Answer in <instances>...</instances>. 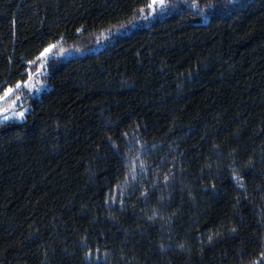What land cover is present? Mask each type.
Listing matches in <instances>:
<instances>
[{"label":"trees","instance_id":"obj_1","mask_svg":"<svg viewBox=\"0 0 264 264\" xmlns=\"http://www.w3.org/2000/svg\"><path fill=\"white\" fill-rule=\"evenodd\" d=\"M241 3L0 0V95L82 50L0 123V264H264V0Z\"/></svg>","mask_w":264,"mask_h":264},{"label":"rangeland","instance_id":"obj_2","mask_svg":"<svg viewBox=\"0 0 264 264\" xmlns=\"http://www.w3.org/2000/svg\"><path fill=\"white\" fill-rule=\"evenodd\" d=\"M176 2V1H180V0H165V3L168 5L169 2ZM150 4H153V8L155 9V11H153V8H147V11H145L142 15H144V17H147L149 19L155 18L158 15H160L165 9H161L159 7V3L158 0H156V3H153V0H150ZM170 5V4H169ZM102 42V38L98 39L95 41V46L99 47L100 44ZM82 52L81 49L75 48V49H68V50H64L63 48H60L59 46L52 48V50L47 53V59L51 58V57H58V58H65L70 56L71 54H78ZM44 59L43 56L40 57L39 59V63H38V70L36 74H31L29 77V80H27L25 83L30 84V86L32 87V91H29L27 88L21 87V89L19 90H15L14 89V93L13 96L10 97L7 100H0V113H3L5 109H12L13 107V103H15V111H8L6 113L7 116L10 117V119H5L4 115H0V123L3 122H7V121H20L21 119H19V117L16 115V113L18 112H23L25 114V108L22 106L23 105V98L25 97V95L30 94V93H35L36 95L40 94V92L43 89V83H42V79L44 77V67H41V62ZM45 66V64H44ZM23 83V84H25ZM21 84V85H23ZM36 89H39V91H36ZM3 95V94H2Z\"/></svg>","mask_w":264,"mask_h":264},{"label":"snow or ice","instance_id":"obj_3","mask_svg":"<svg viewBox=\"0 0 264 264\" xmlns=\"http://www.w3.org/2000/svg\"><path fill=\"white\" fill-rule=\"evenodd\" d=\"M153 3H156V0H153ZM158 3H159V7L161 9H166L168 7V5L165 3V0H158ZM227 3L230 4V5H233V7L239 6L241 9L243 7H245V5L243 3H241V0H227ZM193 6L195 7V4ZM148 7L149 8H153V4H149ZM207 7H215V5L208 4ZM153 11H155L154 8H153ZM145 19H147V17H145ZM54 47H55V45H50L49 48H46L44 50V53H42V56L44 57V59L41 62V67H43L44 64H46V62H47V53H49L52 50V48H54ZM21 87L27 88L29 91H32L33 90L32 87L30 86V84H28V83H25L23 85H21L19 83L16 84L15 90H19V89H21ZM15 90L12 89V88L6 89L3 92V95H0V100H7V99H9L10 97L13 96V93H14ZM36 91H39V89H36ZM8 111H15V103H13L12 109H5L3 113H0V115H4V118L6 120L7 119H10V117L6 115V113ZM16 115L19 117V119H21V120L24 119V113L23 112H18V113H16ZM130 150H132V149H130ZM137 159H139V158H137ZM233 231H235V229H233Z\"/></svg>","mask_w":264,"mask_h":264}]
</instances>
